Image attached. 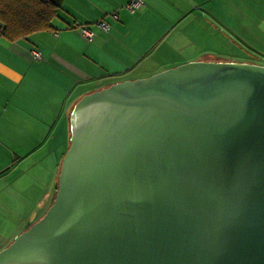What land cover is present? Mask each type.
I'll use <instances>...</instances> for the list:
<instances>
[{
  "label": "water",
  "instance_id": "1",
  "mask_svg": "<svg viewBox=\"0 0 264 264\" xmlns=\"http://www.w3.org/2000/svg\"><path fill=\"white\" fill-rule=\"evenodd\" d=\"M69 121L54 201L0 264H264V66L117 82Z\"/></svg>",
  "mask_w": 264,
  "mask_h": 264
},
{
  "label": "crops",
  "instance_id": "2",
  "mask_svg": "<svg viewBox=\"0 0 264 264\" xmlns=\"http://www.w3.org/2000/svg\"><path fill=\"white\" fill-rule=\"evenodd\" d=\"M42 1L59 9L51 30L17 40L0 35V213L19 205L36 217L52 205L70 114L82 96L202 61L211 32H233L240 18L264 16V0H143L135 13L126 10L132 0Z\"/></svg>",
  "mask_w": 264,
  "mask_h": 264
},
{
  "label": "rangeland",
  "instance_id": "3",
  "mask_svg": "<svg viewBox=\"0 0 264 264\" xmlns=\"http://www.w3.org/2000/svg\"><path fill=\"white\" fill-rule=\"evenodd\" d=\"M245 19H250L253 24H246ZM245 19L240 18L242 21L236 26L234 33L227 30L225 32L218 30L219 33L216 30L211 32L206 43L210 54L204 55L202 61L253 63L264 66V16ZM213 28L215 29V26ZM48 209L49 207L41 210L36 217H34L36 210H31L29 207L18 205L15 208L11 207L10 210L2 209L0 251L7 248L17 236L42 218Z\"/></svg>",
  "mask_w": 264,
  "mask_h": 264
},
{
  "label": "trees",
  "instance_id": "4",
  "mask_svg": "<svg viewBox=\"0 0 264 264\" xmlns=\"http://www.w3.org/2000/svg\"><path fill=\"white\" fill-rule=\"evenodd\" d=\"M59 17L57 5L42 0H0L2 35L9 40L51 30Z\"/></svg>",
  "mask_w": 264,
  "mask_h": 264
},
{
  "label": "built area",
  "instance_id": "5",
  "mask_svg": "<svg viewBox=\"0 0 264 264\" xmlns=\"http://www.w3.org/2000/svg\"><path fill=\"white\" fill-rule=\"evenodd\" d=\"M144 4L143 0H132L129 4L126 5V10L130 13H135L137 9H139ZM113 18H117V15L114 14ZM98 26L105 32L109 31V24L104 20L98 23ZM75 28H77L80 34L88 41H92L94 39L95 34L85 25L80 23H75ZM3 27L0 25V35H2ZM33 59L36 61H41L42 56L40 53L32 51Z\"/></svg>",
  "mask_w": 264,
  "mask_h": 264
}]
</instances>
